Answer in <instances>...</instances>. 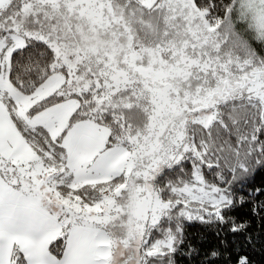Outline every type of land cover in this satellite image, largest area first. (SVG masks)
<instances>
[{
  "label": "snow or ice",
  "instance_id": "1",
  "mask_svg": "<svg viewBox=\"0 0 264 264\" xmlns=\"http://www.w3.org/2000/svg\"><path fill=\"white\" fill-rule=\"evenodd\" d=\"M258 169L264 0H0V264H176Z\"/></svg>",
  "mask_w": 264,
  "mask_h": 264
},
{
  "label": "trees",
  "instance_id": "2",
  "mask_svg": "<svg viewBox=\"0 0 264 264\" xmlns=\"http://www.w3.org/2000/svg\"><path fill=\"white\" fill-rule=\"evenodd\" d=\"M206 178L214 182L215 178L208 174ZM237 195H243L245 203L238 205L233 216L237 223H246L247 227L243 232L231 233L227 228L218 235V226L193 224L186 228L185 245L175 257L176 264H207L208 260H213L214 264H228L229 253L239 250L240 254H246L250 259V264H264V219L260 215H255L252 211L256 201L252 195L254 189H264V169H258L248 177L243 184L234 185ZM264 201V196L259 197ZM227 247L228 251L224 249ZM212 250L222 252L223 255L210 257L208 253Z\"/></svg>",
  "mask_w": 264,
  "mask_h": 264
}]
</instances>
